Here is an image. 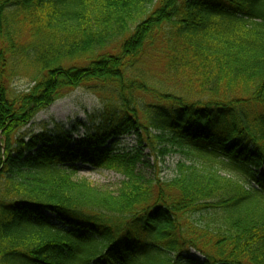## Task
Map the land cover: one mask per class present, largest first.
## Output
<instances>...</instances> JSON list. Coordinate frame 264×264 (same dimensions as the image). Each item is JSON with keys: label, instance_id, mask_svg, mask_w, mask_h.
Instances as JSON below:
<instances>
[{"label": "trees", "instance_id": "trees-1", "mask_svg": "<svg viewBox=\"0 0 264 264\" xmlns=\"http://www.w3.org/2000/svg\"><path fill=\"white\" fill-rule=\"evenodd\" d=\"M81 86L90 122H36ZM0 264H264V0H0Z\"/></svg>", "mask_w": 264, "mask_h": 264}, {"label": "rangeland", "instance_id": "rangeland-1", "mask_svg": "<svg viewBox=\"0 0 264 264\" xmlns=\"http://www.w3.org/2000/svg\"><path fill=\"white\" fill-rule=\"evenodd\" d=\"M13 86L16 90H28L31 86H33V83H31L29 79L25 78L17 80ZM101 108L102 102L99 95L89 90L87 87L81 86L69 91L66 95L54 102L47 110L40 112L36 118V122L41 123L45 121L57 120L70 127L77 119L90 122V113H94ZM33 126V124H30L28 127L33 128ZM133 143L134 137H126L120 143V147L117 151L123 152L126 150V146H130ZM145 154H148V151H146ZM184 161L187 163H195L198 166L213 165L224 175L234 178L240 177L242 180L244 179L239 171L232 169L229 165L223 164L218 160L213 162L202 158L196 151L190 149L189 147H174V151L166 156L159 165V167H161V176L166 179L173 177L177 164ZM78 164V179L87 178L99 186L105 187L111 191H115L124 179V176L114 169H109L107 167L95 168L82 162H78ZM146 173L148 176L152 177L156 174V170L147 169ZM193 255L196 256L198 254L193 252Z\"/></svg>", "mask_w": 264, "mask_h": 264}]
</instances>
